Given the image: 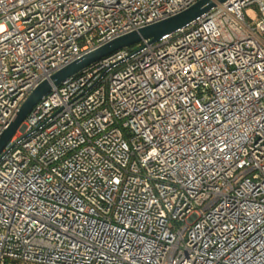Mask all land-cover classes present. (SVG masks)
Segmentation results:
<instances>
[{"label": "built area", "instance_id": "2783aa9c", "mask_svg": "<svg viewBox=\"0 0 264 264\" xmlns=\"http://www.w3.org/2000/svg\"><path fill=\"white\" fill-rule=\"evenodd\" d=\"M197 1L0 0V134L53 73ZM0 264H264V0L52 86L0 150Z\"/></svg>", "mask_w": 264, "mask_h": 264}, {"label": "water", "instance_id": "95a60500", "mask_svg": "<svg viewBox=\"0 0 264 264\" xmlns=\"http://www.w3.org/2000/svg\"><path fill=\"white\" fill-rule=\"evenodd\" d=\"M225 1L227 0H198L187 9L175 15L126 33L62 67L53 73L49 79L37 85L23 101L9 125L0 134V150L13 135L20 123L27 117L32 107L51 91L52 86H58L69 77L80 73L100 59L124 47L132 46L145 39H148L150 42L157 41L161 37L173 33L195 21L218 3Z\"/></svg>", "mask_w": 264, "mask_h": 264}, {"label": "rangeland", "instance_id": "374dc122", "mask_svg": "<svg viewBox=\"0 0 264 264\" xmlns=\"http://www.w3.org/2000/svg\"><path fill=\"white\" fill-rule=\"evenodd\" d=\"M257 9L255 8V6L252 7H248L246 9V15H247V19L248 21L252 24L254 23L253 19L257 18V14H256ZM4 29L3 25H0V31Z\"/></svg>", "mask_w": 264, "mask_h": 264}]
</instances>
